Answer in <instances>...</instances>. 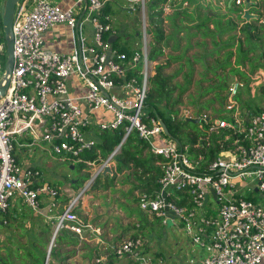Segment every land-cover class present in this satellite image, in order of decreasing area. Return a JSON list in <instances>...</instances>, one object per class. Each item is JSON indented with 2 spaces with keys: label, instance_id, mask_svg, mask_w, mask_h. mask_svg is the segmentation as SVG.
<instances>
[{
  "label": "built area",
  "instance_id": "built-area-1",
  "mask_svg": "<svg viewBox=\"0 0 264 264\" xmlns=\"http://www.w3.org/2000/svg\"><path fill=\"white\" fill-rule=\"evenodd\" d=\"M105 1L75 0L67 7L52 0L16 3L12 69L0 97V211H6L18 196L33 211L42 212L41 194L57 193L51 184L39 181L38 168L20 162L15 153L16 145L48 143L52 152L82 162L92 170L83 188L68 198L63 210L54 216L50 242L63 228L82 236L83 228L90 224L72 214L74 206L85 187L106 167L114 165V155L122 144L136 134L160 158L161 168L159 187L153 192L142 191L138 205L163 223L170 219L178 225L176 220L182 221L191 242L201 249L200 254L189 259V264L262 262L264 203L242 193L245 185H250L264 195V99L245 118L243 105L235 95L244 85L253 97L264 94V71L249 81L235 76L224 92L221 113L184 109L180 119H196V135L185 141L175 138V142H168L157 115L144 111L156 63L150 57L151 20L145 13L149 0L123 3L129 9L138 3L142 14L137 45L127 51L113 46L115 38L108 39L116 28L109 12L102 9ZM233 1L243 13L257 0ZM180 3L183 6L188 0H163L158 11L163 16ZM84 21L92 23L90 42L83 33ZM62 22L73 28L77 36L75 48L66 53L50 50L43 42V32ZM3 54L5 40H0V69ZM72 75L86 87L80 96L70 94L68 82ZM97 108L111 116L95 120L93 113ZM94 126L98 130L123 129L119 142L99 161L84 155L97 141L86 135V129ZM183 197L187 198L184 203L175 201ZM166 205L176 216L166 214ZM207 206L216 212H206ZM112 250L116 257H129L132 264H161V259L149 253V238L141 233L122 238ZM101 260L97 256L92 264Z\"/></svg>",
  "mask_w": 264,
  "mask_h": 264
},
{
  "label": "rangeland",
  "instance_id": "rangeland-1",
  "mask_svg": "<svg viewBox=\"0 0 264 264\" xmlns=\"http://www.w3.org/2000/svg\"><path fill=\"white\" fill-rule=\"evenodd\" d=\"M257 1L256 10L249 7V11L254 16L246 20L243 19L245 18L243 13L240 14L235 10L236 5L232 0H188L187 4L178 5L182 6L179 10L185 7L191 12L190 14L179 12L174 17L168 18L175 14L172 13L178 8L176 5L169 13L163 16L161 13L153 17L152 23L155 20H161L155 26L161 29L164 35V39L160 42L154 41L153 36L151 37L150 49H162V53L156 58L155 73L156 66L161 64L160 73L171 77L169 86L175 88L173 96L183 89L179 95L180 102L169 112L176 122L181 120L180 112H184V109L198 110L197 108L201 107L203 108L201 110L209 113H221L224 92L235 76L249 81L253 80L256 74L262 73L259 71H264V0ZM125 2L126 0H109L104 10L109 11L117 29L124 26L119 28L120 33L116 44L118 43V46L127 44L128 47H133L139 40L138 32L141 28L142 14H140L138 3L134 4L133 9H129L123 5ZM2 3L3 0H0V8ZM145 13L150 19L149 2L145 6ZM208 16L209 21L205 22ZM218 20L226 29L221 26L217 28ZM247 24L253 28L251 36H248L245 30ZM126 35L130 38L125 39ZM0 40H5L1 20ZM1 59L0 76L4 68L5 54ZM235 98L241 101L244 117L248 118L264 99V94L253 97L248 92L247 85H244ZM151 109L153 107L149 103L144 107L145 112H150ZM173 110L178 113L174 114ZM96 116L100 119L103 114L100 112ZM183 125L184 127L194 126L189 122ZM93 131L99 136L96 126ZM196 132L197 130L187 131V133L178 132L177 135L180 136L178 140L192 138ZM165 138L168 142L176 141L175 137L165 135ZM139 141L145 143L141 139ZM16 152L21 161L32 163L41 171L40 182L51 183L57 178L68 180L70 177L74 178L79 175L89 177L92 172L88 166L79 168L77 161L76 163L74 161L75 166L71 168L72 160L52 152L48 143L35 142L30 146L16 145ZM142 169L141 166L131 164L128 169L124 170L125 173L119 174L113 180L112 190L103 193L105 198L102 200L112 210L115 209V205L127 208H125L127 220L124 224L130 226L127 229L128 232L134 229L135 232L132 234L141 233L150 238L149 253L156 258L160 257L161 264H189V259L200 254L201 249L191 242L182 221L176 220L179 222L178 225H173L170 219L167 223H163L159 218L140 209L138 205V197L145 188L134 187V185L139 184L135 178L143 174ZM245 180L250 181V177L248 176ZM174 194H177V191H174ZM242 195L263 202L264 195L252 190L250 185H245ZM14 200L20 206L17 210L18 215L9 216L7 222H3L0 218V264H72L73 259H68V255L75 247L53 243L52 248L49 249L56 218L51 226V223L47 222L43 216H35L34 211L23 202L22 197L16 196ZM212 203L216 205L215 202L212 201ZM76 207L74 212L78 215L79 208ZM130 209H134V212L128 217ZM206 212L214 213L216 210L207 206ZM77 217L82 220L80 215ZM121 219L123 221V217L119 218V221ZM64 232L70 237L75 236L70 231Z\"/></svg>",
  "mask_w": 264,
  "mask_h": 264
},
{
  "label": "crops",
  "instance_id": "crops-1",
  "mask_svg": "<svg viewBox=\"0 0 264 264\" xmlns=\"http://www.w3.org/2000/svg\"><path fill=\"white\" fill-rule=\"evenodd\" d=\"M52 1L59 3L63 7H67L71 5L75 0H52ZM108 1L109 0L105 1L104 6ZM104 6L102 8L103 10H104ZM104 11L109 12L108 10L107 11L104 10ZM114 27L116 28L115 34L119 36L120 33L119 28L124 26H121L118 29L117 26L114 25ZM83 33L89 42L93 40V27L90 21L83 22ZM129 38L130 36L126 35L125 39H129ZM43 42H44V46L50 50L66 53L72 51L75 48L77 44V36L75 34L74 29L71 28L68 24L64 22L56 23L48 27L43 32ZM68 83H69L70 94L73 97L80 96L86 90V87L83 84H81L80 80L74 75L70 76ZM100 112H102L103 114L102 118H109L111 116L110 112L105 111L102 108H97L93 113V117L95 118V120L101 119V118L98 119L96 116ZM93 130L94 127H90L86 129V135L88 137H94L97 141H99L100 136L95 135ZM128 141L129 139H127V142ZM131 141H134L135 143L136 139L134 138ZM181 141H185V140L181 139ZM29 149L30 148H28V150ZM135 149L139 150L141 157L143 159L149 157L148 163L154 165L155 167H158L161 171L159 165L160 158L157 155L150 152V150L147 148V146L144 145V143H139L137 145L135 144L133 145V148L131 147V150H135ZM16 156L20 162H23L20 160L18 153L16 154ZM63 158L68 159L66 157ZM71 160L72 161L70 167L74 168L76 161L73 159ZM23 163H27V162H23ZM28 164L34 166L32 163H28ZM82 167L85 166L83 165ZM114 170H115V163L109 169H105L102 172H100L98 174L99 176L98 175H97L98 177L96 176L97 180L93 183L91 182L92 184L90 183L88 186L85 187L82 195L78 199L77 204L74 206L72 210L73 215H75L76 217L80 215L82 218L81 221L90 224L89 227L85 226L83 228L82 236L71 231L68 228H63L57 232L56 236L53 238L51 242V248L53 243L75 247L73 248L74 250H71V254L68 255V259H73L72 264H92L93 259L97 256H100L102 258L99 264H132L129 257L127 256L121 258L116 257L112 250V246L115 243H117L119 240H121L124 237L133 235L132 232L133 233L135 232L134 229L131 230V232L130 231L128 232L127 229L130 228V226L124 224V221L127 220L125 213L126 207L125 206L122 207L121 205L120 206L115 205V209L112 210L110 206H107V204L104 203V201L102 200V198H105L103 193L110 192L112 190L113 180L116 179L119 174L125 173L124 170L126 169H124L122 172H118L117 175L112 179ZM154 174L156 173L151 172V175ZM160 174L157 176V178H155L156 181H158ZM80 176L82 175H79L78 177H74V178L70 177V179L68 180L67 179L62 180L60 178H57V180H54L51 183L48 182L51 184V186L57 189V193L53 196L47 193L41 194L42 212L34 211V215L43 216L47 222L51 223L50 225L52 226L54 221V216H56L59 212L63 210L67 201L69 200L68 198L74 196L79 191V189L83 188L85 181L88 177L85 180H83L82 184L79 185L78 187L74 186L75 182L80 178ZM135 180H138L139 184H135L134 187L137 186L138 188H145L142 191H147V188L153 183L152 178L151 179L149 178L148 172H144L142 175L139 174L138 176H136ZM262 201L264 203V197L262 198ZM50 202H53L54 204H50ZM76 206H78L79 208L77 210L78 215L74 212L77 209ZM18 209H20V206H18L16 201L13 200L12 204L8 207L6 211H0V218H2L3 222H7V218H9V216L18 215L17 212ZM133 212L134 209H130L127 214L128 217ZM121 217H123V221L122 219L119 221V218ZM48 219L51 220L48 221ZM138 225L139 224L137 223V226ZM64 231H70L75 236L70 237ZM158 258L161 259L160 257ZM258 264H264V260H262V262Z\"/></svg>",
  "mask_w": 264,
  "mask_h": 264
},
{
  "label": "trees",
  "instance_id": "trees-1",
  "mask_svg": "<svg viewBox=\"0 0 264 264\" xmlns=\"http://www.w3.org/2000/svg\"><path fill=\"white\" fill-rule=\"evenodd\" d=\"M162 1L163 0H149V8H150L149 14H150V19H151L150 31L152 33L154 41H156V42H160L164 39V35H163L162 31H160L161 29H159V28H157V26H155V24L156 23L158 24V22L161 20H155V21H153L154 23H152L153 17L161 14V12H159L157 10L159 7V3ZM189 1H194V0H189ZM257 4H258V2L255 1V2H251L249 6L252 7L253 10H256ZM180 7H182V6L178 5V8L172 13V14H174V13L175 14L168 16V18L174 17L179 12H183L184 14H190L191 13L189 10L185 9V7L181 8L179 10ZM235 10L239 11L240 14L242 13L241 7L238 5H236ZM209 18H210L209 16L206 17L205 22H208ZM243 19L246 20V18H243ZM199 24L203 25V26L205 25L202 23H199ZM216 25H217V28L221 26L219 20L216 23ZM221 27L223 29H226L224 26H221ZM245 30L248 33V36L253 35V33H252L253 28L251 27L250 24L246 25ZM118 37L119 36L116 35V38L114 39V41L112 43L113 46H116L120 50L127 51L128 50L127 44L123 45V46H118V43L116 44ZM161 53H162L161 48L151 49L150 50V57L152 59H156L157 56ZM161 67H162V65L158 64L156 66V73H154L153 76L150 78L149 90H148L147 97H146V104L149 103L153 107V109L150 110V114H152V115L158 114L163 119V121L165 122L169 132L174 137H176L177 139H180V136L177 135L178 132L184 131L187 133V131L198 130V127H197V124L195 122H193L191 119L178 120L176 122L174 120V118L170 115L169 112H171L172 108L180 102L179 101V95H181V93L183 92V89L180 90L179 94H177L176 96H173L172 93L174 92L175 88H174V86H169V79L171 77L163 76L160 73ZM203 107H205V106H203ZM167 108H169V109H167ZM197 109H198V111H201V109H203V108L198 107ZM173 112H174V114L178 113V111H175V110H173ZM185 122L192 123V124H194V126L193 127H191V126L184 127L183 124ZM122 132H123V129L121 127L117 128V129H112V130L106 129V128L99 129V133H98L100 136L99 141H96L93 149H91L89 151H85L84 155L90 159H94L96 161H99L100 158L105 157L109 152L112 151L114 146L121 139ZM134 138L136 139L135 143H134V141H131ZM188 139H190V138H188ZM139 143H142V142L139 141V138L136 136V134H132L129 138V141L128 142L126 141L124 144H122V146L119 148V150L115 153V155H114L115 170L113 172L112 179L117 175L118 172H122L124 169H128L131 164L135 165V166H141V167H143L142 172L143 173L148 172L149 178L150 179L152 178V182H153L147 188V191L153 192L154 191L153 189H157L159 187V183H158V181H156L155 178H157V176L161 173V171L158 167H155L154 165L148 163L149 157L146 159H143L141 157L139 150H137V149L131 150V147L133 148V145H135V144L137 145ZM83 165L84 164L82 162H78L79 168H81ZM154 170H156V171H154ZM151 172H155L156 174L151 175ZM87 177L88 176H86V175L80 176V178L75 182L74 186L78 187L79 185H81L82 181L85 180ZM97 177L92 181V183L97 180ZM186 199H187L186 197H183V198L178 199V200L175 199V201L178 204H182L186 201Z\"/></svg>",
  "mask_w": 264,
  "mask_h": 264
},
{
  "label": "water",
  "instance_id": "water-1",
  "mask_svg": "<svg viewBox=\"0 0 264 264\" xmlns=\"http://www.w3.org/2000/svg\"><path fill=\"white\" fill-rule=\"evenodd\" d=\"M18 2V0H3L2 6L0 8V20L2 25V31L4 34L5 39V62H4V70L3 73L0 76V97L4 95L5 90L7 88L9 76L12 69V63H13V34H12V22L14 17V10L15 5ZM243 16L248 19L249 17H253L254 14L249 12L248 8L244 9ZM116 34H112L109 36V41L114 39ZM158 121L160 125L162 126V129L165 134L171 135L165 122L163 119L157 114ZM193 122H196V119H191ZM109 169V167L105 168ZM211 191H213L211 189ZM214 193V192H213ZM162 194L164 196L165 202H167L168 198L166 195V191L163 190ZM166 214H168L170 217L176 216V214L168 208V206H165Z\"/></svg>",
  "mask_w": 264,
  "mask_h": 264
},
{
  "label": "clouds",
  "instance_id": "clouds-1",
  "mask_svg": "<svg viewBox=\"0 0 264 264\" xmlns=\"http://www.w3.org/2000/svg\"><path fill=\"white\" fill-rule=\"evenodd\" d=\"M233 1V0H232ZM258 2V1H257ZM250 5V4H249ZM248 7H250V6H248ZM248 10H249V8H248Z\"/></svg>",
  "mask_w": 264,
  "mask_h": 264
}]
</instances>
